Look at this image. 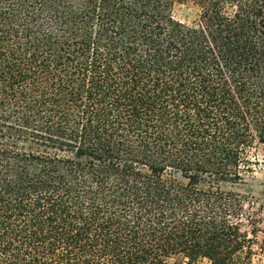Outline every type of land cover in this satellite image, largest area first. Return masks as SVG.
I'll return each mask as SVG.
<instances>
[{
	"label": "trees",
	"instance_id": "1",
	"mask_svg": "<svg viewBox=\"0 0 264 264\" xmlns=\"http://www.w3.org/2000/svg\"><path fill=\"white\" fill-rule=\"evenodd\" d=\"M259 148L264 0H0V264H249Z\"/></svg>",
	"mask_w": 264,
	"mask_h": 264
},
{
	"label": "rangeland",
	"instance_id": "2",
	"mask_svg": "<svg viewBox=\"0 0 264 264\" xmlns=\"http://www.w3.org/2000/svg\"><path fill=\"white\" fill-rule=\"evenodd\" d=\"M174 18L184 24H191L198 17L197 7L190 1L177 3L173 10ZM256 164L252 175L245 184L236 186V191L246 198L242 230L254 239L252 256L249 264H264V149L255 153ZM187 259L176 256L169 260L170 264H186ZM196 264H207L206 260H198Z\"/></svg>",
	"mask_w": 264,
	"mask_h": 264
}]
</instances>
